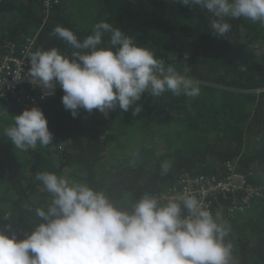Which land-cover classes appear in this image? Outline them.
Segmentation results:
<instances>
[{"label":"trees","instance_id":"trees-1","mask_svg":"<svg viewBox=\"0 0 264 264\" xmlns=\"http://www.w3.org/2000/svg\"><path fill=\"white\" fill-rule=\"evenodd\" d=\"M60 1L44 19L34 0H0V42L39 30L36 51L57 48L71 55V46L53 29L66 27L83 40L104 21L196 82L200 92L196 97L145 93L136 116L131 108L107 116L80 109L74 118L57 87L54 97L37 105L48 119L52 145L28 150L15 149L4 135L14 115L25 109L10 107L0 117V227L11 224L22 239L37 223L25 205L35 209L51 201L35 179L44 171L87 183L129 207L183 175H217L229 160L264 185V55L257 49L264 47V24L231 19L227 38L217 37L210 30V13L172 0ZM259 89L263 92L257 95ZM108 147L115 148L116 158L109 157ZM164 161L172 164L166 175L161 174ZM254 206L245 215L223 217L231 227L226 242L233 244L237 264H264V200ZM6 214L11 219H4Z\"/></svg>","mask_w":264,"mask_h":264},{"label":"clouds","instance_id":"clouds-1","mask_svg":"<svg viewBox=\"0 0 264 264\" xmlns=\"http://www.w3.org/2000/svg\"><path fill=\"white\" fill-rule=\"evenodd\" d=\"M172 2L210 13V30L217 37L227 38L231 19L264 24V0ZM52 34L71 46V55L57 48L37 50L30 54L27 77L41 89L42 99L62 88V103L74 118L80 109L107 116L117 108H131L136 116L143 109L140 101L145 93L152 97L165 92L199 95L196 82L108 22L96 23L83 40L60 25ZM4 135L21 150L49 146L53 141L39 106L14 115ZM171 167L170 161H164L161 174L166 175ZM35 179L51 194V201L35 209L25 205L37 223L24 231L22 239L11 224L0 227V264H237L233 244L226 242L230 225L190 188L172 195L145 193L129 207L64 175L44 171ZM3 218L11 219L10 214Z\"/></svg>","mask_w":264,"mask_h":264},{"label":"built area","instance_id":"built-area-1","mask_svg":"<svg viewBox=\"0 0 264 264\" xmlns=\"http://www.w3.org/2000/svg\"><path fill=\"white\" fill-rule=\"evenodd\" d=\"M34 2L40 6L44 19L50 17L52 10L61 3L60 0ZM38 32L35 31L34 35L24 34L15 41L0 42V117L8 115V109L12 106L31 108L55 96L54 93L42 99L41 89L30 83L27 77L29 58L36 51ZM252 177L253 172L242 171L237 160H229L220 167L217 175H183L175 185L157 196L172 195L187 187L202 199L213 214L219 210L223 217L230 218L247 214L254 205L264 200V185L254 183Z\"/></svg>","mask_w":264,"mask_h":264},{"label":"rangeland","instance_id":"rangeland-1","mask_svg":"<svg viewBox=\"0 0 264 264\" xmlns=\"http://www.w3.org/2000/svg\"><path fill=\"white\" fill-rule=\"evenodd\" d=\"M92 1H93V0H79L80 3H85V5H89ZM262 46H263V45H262ZM257 49H258V51L261 52L262 55H264V54H263V53H264V47H260V46H258ZM260 52H259V53H260ZM261 91H262V90L259 89V90H255L254 92H256V94L258 93L257 95H259V94L262 93L264 90H263L262 92H261ZM172 143H173V142H172ZM157 149H158V147H157ZM157 149L155 150V152L157 151ZM116 152H117V151L115 150L114 147H108V153H109V157H110V158H116Z\"/></svg>","mask_w":264,"mask_h":264}]
</instances>
